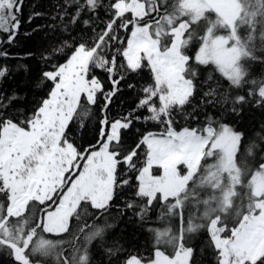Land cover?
Returning a JSON list of instances; mask_svg holds the SVG:
<instances>
[{
	"label": "snow or ice",
	"instance_id": "obj_1",
	"mask_svg": "<svg viewBox=\"0 0 264 264\" xmlns=\"http://www.w3.org/2000/svg\"><path fill=\"white\" fill-rule=\"evenodd\" d=\"M58 7L53 19L69 38L54 49L64 62L42 74L47 97L30 114L12 115L20 97L0 92V251L16 264L49 257L197 264L193 240L206 232L215 264H264V125L248 135L225 121L246 107L264 110V77L250 72L251 62L264 63V0H64ZM22 8L23 0H0V44L15 41ZM121 30L130 31L126 43ZM145 70L152 82L135 107L110 117L121 82ZM8 73L0 65V80ZM101 97L99 137L82 149L73 127H85ZM201 114L202 125L176 128L178 116ZM141 120L159 131L128 144L125 131ZM125 189L131 196L121 215L131 210L146 222L161 210L163 225L147 229L151 254L108 242L113 225L105 217Z\"/></svg>",
	"mask_w": 264,
	"mask_h": 264
},
{
	"label": "trees",
	"instance_id": "obj_2",
	"mask_svg": "<svg viewBox=\"0 0 264 264\" xmlns=\"http://www.w3.org/2000/svg\"><path fill=\"white\" fill-rule=\"evenodd\" d=\"M63 2L64 0H23L20 28L15 41L11 45L0 44V50L7 51L9 54L6 59L0 58V65L6 64L9 68L8 75L0 80V92L5 95L15 93L20 97L9 109L12 115H20L24 112L30 114L47 97L50 82L44 81L41 83L42 74L44 71L51 70L53 64L63 63L66 58L65 54L54 51L63 43V39L69 38V33L59 27L60 21L53 19L60 11L58 4ZM35 12L42 13V15L35 16L29 21V17ZM98 15L101 20L107 19L103 8L98 11ZM129 34L130 31L124 32L121 30L120 32L121 37L125 39V43ZM72 35H76V32H73ZM0 37L6 38V34L0 33ZM66 53L70 54L67 50ZM250 72L254 77H264V63L251 62ZM95 74L101 79L106 89L112 87L107 73L97 69ZM129 82L134 83L136 87L129 89L127 87ZM151 82V76L147 70L141 76L133 75L122 81L120 92L113 98V103L109 106V116L119 118L132 110L138 102V98L142 95L140 89ZM103 103L104 100L101 97L97 105L91 106L92 116L85 121V127L82 130L78 126L73 127V135L82 149L97 142L100 128L99 120L104 115L101 112ZM207 111L209 115H213L215 112L213 109ZM225 121L234 123L238 129L252 135L254 130L264 125V110L246 107L239 118L235 116L225 117ZM205 122L203 114L195 119L189 117L187 120L178 116L175 126L179 130L182 126L198 127ZM146 131H159V126L154 122L136 121L131 129L125 131L124 139L128 144H134L138 141L140 135ZM130 196L131 193L127 189L122 190L119 199L114 201L113 208L105 217L107 222L113 225L108 233V242H119L128 250L129 254L133 252L141 255L151 254L153 237L147 229L163 225V222L158 220L161 210L156 208L151 211L146 222L139 221L131 210L121 215L120 209L124 207ZM185 216L187 217V213H185ZM87 222L91 224L92 220H87ZM173 224L178 226V221H173ZM73 228L75 230V224ZM45 236L52 238L50 234H45ZM208 239L207 233L201 232L193 240V244L197 248V264H215L213 251L208 247ZM168 251L170 252L171 249H168ZM40 259L44 260L45 264H55L53 257ZM96 259H101L100 252H96ZM0 264H16V262L6 251H0Z\"/></svg>",
	"mask_w": 264,
	"mask_h": 264
}]
</instances>
